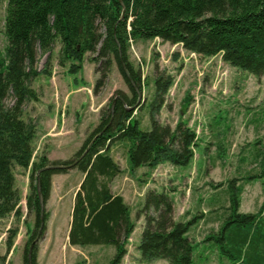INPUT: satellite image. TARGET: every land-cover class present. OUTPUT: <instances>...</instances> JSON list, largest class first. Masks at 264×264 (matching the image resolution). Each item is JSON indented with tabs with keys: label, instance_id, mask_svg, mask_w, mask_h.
Wrapping results in <instances>:
<instances>
[{
	"label": "trees",
	"instance_id": "16d2710c",
	"mask_svg": "<svg viewBox=\"0 0 264 264\" xmlns=\"http://www.w3.org/2000/svg\"><path fill=\"white\" fill-rule=\"evenodd\" d=\"M5 28L9 44L0 63V219L12 212L19 214L15 167L31 165L27 206L35 213L36 228L27 242L25 264H29V244L37 237L42 218L43 234L49 216L42 210L37 183L40 181L46 203L52 175L66 169L58 166L74 164L85 174L75 196L69 243L113 245L116 253L110 264H120L136 223L124 197L113 193L110 186L121 173L110 142L121 139L128 143L126 153L133 170L152 169L164 162L186 166L194 156L195 131L182 120L173 129L156 117L173 84L170 74L155 79L150 129L143 130L134 116L140 107L136 105L142 78L129 61L130 42L160 38L205 56L221 54L234 67L264 75V0H8ZM57 41L61 43L60 64L70 62L73 74L82 68L88 52L96 54L94 60L106 59L109 66L116 58L133 95L129 98L118 91L111 103L116 99L114 109L102 112L100 123L77 151L76 160L61 165L51 164L45 155L33 160L36 125L23 117L25 104L39 97L32 81L48 72L46 66L37 68L39 50L51 54ZM107 75L103 74L97 86ZM9 95L14 99L10 106L5 103ZM256 157L264 170V148L257 150ZM48 166L56 167L44 169ZM229 187V215L219 231L204 242L216 246L229 264H264V206L258 213L240 212V188L234 181ZM139 214L146 219L139 243L144 259L195 264L196 244L188 234L196 220L174 219L170 192L148 191ZM11 246L10 238L8 249ZM37 250L36 243L32 264H38Z\"/></svg>",
	"mask_w": 264,
	"mask_h": 264
},
{
	"label": "rangeland",
	"instance_id": "374dc122",
	"mask_svg": "<svg viewBox=\"0 0 264 264\" xmlns=\"http://www.w3.org/2000/svg\"><path fill=\"white\" fill-rule=\"evenodd\" d=\"M7 3L0 0V63L9 44ZM60 49L57 41L51 54L39 50L37 68L46 66L48 72L32 81L39 97L25 104L23 114L36 125L33 160L45 155L51 164L76 160L77 151L100 123L102 112L112 106L118 91L133 96L116 58L109 66L106 59L94 60L96 54L88 52L82 68L73 74L70 62L60 64ZM128 57L142 78V90L138 89L141 99L136 105L140 107L134 111L141 128L151 127L155 79L170 74L173 84L156 117L173 129L180 120L186 122L195 131L196 145L186 166L164 162L152 169L145 166L133 170L126 153L128 143L121 139L110 142L121 168L110 181L111 189L125 195L137 219L120 264H168L161 258L146 260L139 250L146 223L145 215L139 213L150 190L170 192L175 220H196L188 234L196 244L195 264H229L216 246L204 241L219 231L229 215L230 181L240 188V212L258 213L264 206V170L256 157L257 150L264 148V75L234 67L221 54L205 56L160 38L130 42ZM105 72L107 77L97 86ZM13 101L9 95L5 103L10 106ZM63 168L65 171L52 175L50 197L45 203L49 216L43 234L37 235V263L108 264L116 253L115 246L91 251L93 247L69 244L74 194L85 174L74 164ZM31 175V165L15 167L19 214L12 212L0 219V264H25L27 242L36 228L35 213L27 206ZM10 238L12 246L8 249Z\"/></svg>",
	"mask_w": 264,
	"mask_h": 264
},
{
	"label": "water",
	"instance_id": "95a60500",
	"mask_svg": "<svg viewBox=\"0 0 264 264\" xmlns=\"http://www.w3.org/2000/svg\"><path fill=\"white\" fill-rule=\"evenodd\" d=\"M140 99H141V95H139V100ZM115 102H116V99L114 100V102H113V104L111 106V109L112 110L114 109ZM135 108H136V106L131 107V109H135ZM53 167H56V166H48V167H46L44 169L53 168ZM58 167L63 168V167H66V166H58ZM37 187H38V190H39V198H40L42 210H44L45 209V203H44L43 195H42V192H41V184H40V181H38ZM44 224H45V221L42 218V223H41V226H40L39 234H41L42 229L44 227ZM39 238H40V235L36 238V240H34V242L32 243V245H31V247L29 249V253H28V256H29V264H32V258H31L32 250H33L34 245L38 242Z\"/></svg>",
	"mask_w": 264,
	"mask_h": 264
},
{
	"label": "crops",
	"instance_id": "0c3cea01",
	"mask_svg": "<svg viewBox=\"0 0 264 264\" xmlns=\"http://www.w3.org/2000/svg\"><path fill=\"white\" fill-rule=\"evenodd\" d=\"M113 155V154H112ZM113 157H114V155H113ZM111 188H112V185H111ZM79 189H77V191H78ZM77 191L75 192V194H74V200L73 201H75V196H76V193H77ZM112 191H113V193H115V194H119V195H121V196H123L124 197V200H125V202L129 205V203H128V201H127V199H126V197H125V195L123 194V193H121V191L120 192H116V191H114L113 189H112ZM73 205H74V203H73ZM137 215V214H136ZM131 216H132V219L135 221V219H136V216L134 215V214H131ZM137 220V219H136ZM135 223H136V221H135ZM71 224H72V217H71ZM71 224H70V227H69V231H70V228H71ZM143 230V229H142ZM142 230H141V233H142ZM142 235V234H141ZM68 240H69V232H68ZM70 244V243H69ZM71 245V244H70ZM72 246V245H71ZM112 245H90V246H88V247H93V248H91L92 250L91 251H94V248L95 249H98V248H102V247H111ZM86 247V246H85ZM113 247V246H112ZM92 253V252H91ZM93 254H94V252H93ZM115 255V253H113V256ZM113 256H112V258H113ZM111 258V259H112ZM110 259V260H111ZM110 263V261L108 262V264ZM94 264H98V263H94Z\"/></svg>",
	"mask_w": 264,
	"mask_h": 264
}]
</instances>
